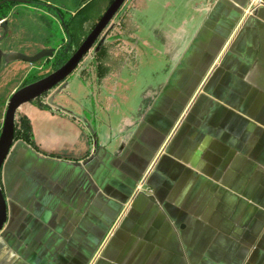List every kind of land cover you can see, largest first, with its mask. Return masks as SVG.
Listing matches in <instances>:
<instances>
[{
  "label": "crops",
  "instance_id": "0c3cea01",
  "mask_svg": "<svg viewBox=\"0 0 264 264\" xmlns=\"http://www.w3.org/2000/svg\"><path fill=\"white\" fill-rule=\"evenodd\" d=\"M112 1L20 0L9 33H39L28 9L50 25L12 49L67 43L40 3L87 30ZM114 21L52 101L17 110L34 141L1 167L0 264H264V0H126Z\"/></svg>",
  "mask_w": 264,
  "mask_h": 264
},
{
  "label": "water",
  "instance_id": "95a60500",
  "mask_svg": "<svg viewBox=\"0 0 264 264\" xmlns=\"http://www.w3.org/2000/svg\"><path fill=\"white\" fill-rule=\"evenodd\" d=\"M2 0L1 2H3ZM126 0H113L106 8L104 13L98 19L94 27L85 36L79 46L71 53L69 58L57 69L49 72L41 78L25 84L12 92L8 101L7 107L0 130V172L3 162L9 152L10 147L14 142L15 119L19 107L32 100L47 94L57 86L65 84L66 78L71 75L78 67L79 63L95 46L99 48L105 41L108 31L114 24H111L113 18L118 13ZM0 26L2 27L3 35L0 37V42L6 37L10 25L9 17H0ZM56 49L53 47H44L33 54H26L19 51L6 52L0 47V63L2 60L9 62L12 60H22L28 63H36L43 59H49L54 56ZM53 100L51 95L49 101ZM7 219L6 199L4 197L0 183V230L2 229Z\"/></svg>",
  "mask_w": 264,
  "mask_h": 264
},
{
  "label": "rangeland",
  "instance_id": "374dc122",
  "mask_svg": "<svg viewBox=\"0 0 264 264\" xmlns=\"http://www.w3.org/2000/svg\"><path fill=\"white\" fill-rule=\"evenodd\" d=\"M26 12L28 11V24L29 25H36L39 33L35 35L33 39H30L29 41H26V39H21L19 36H16L17 34L14 32H10V29L2 40L6 41V52L10 51H18V50H13L12 46L17 45L18 47L25 48L27 44H31L32 46L41 44V39H44L46 37V30L40 26V25H50V21L42 14H39V11L36 9H31V10H25ZM18 14L16 12H13L12 15L9 16V21H12L13 26H17L19 24V17H17ZM87 21V17H82V18H73L70 23L68 32L71 33L73 37V44L74 47L70 51L72 53L78 45H76V42H79L81 38H83L85 35H87V32H89L92 28H88L85 30V24ZM52 30L56 34L58 38L62 39L63 32L59 30L58 24L57 23H52ZM3 29L0 26V37L3 35ZM43 31V32H42ZM110 31H108L109 33ZM69 35L67 34V37ZM69 38V37H68ZM20 39V40H19ZM68 42V41H67ZM23 52V51H19ZM26 54H33L32 50H29ZM25 53V52H23ZM37 63V62H36ZM40 63V64H38ZM37 66L32 67L30 63L22 60H12L9 62H5V60H2L0 63V130H1V118H4L6 107H7V101L12 94L13 90L19 86L23 80L26 78L28 74H35V75H41L44 73H47L51 70V66H41V62L39 61ZM74 73V72H73ZM69 75L65 81H68L69 78L73 75ZM57 86V88H59ZM53 90V89H52Z\"/></svg>",
  "mask_w": 264,
  "mask_h": 264
},
{
  "label": "trees",
  "instance_id": "16d2710c",
  "mask_svg": "<svg viewBox=\"0 0 264 264\" xmlns=\"http://www.w3.org/2000/svg\"><path fill=\"white\" fill-rule=\"evenodd\" d=\"M1 1L2 0H0V17H5L8 14L9 10L12 8V6L18 3L20 0H4L3 2ZM39 5L41 6L42 9L47 10L50 13H52L54 16L58 17L62 28L68 32L72 20L71 16L68 17L67 13L64 10L56 8L50 4L40 3ZM68 35H69L68 42L65 44H61L60 47L57 48L52 58L43 59L40 61L43 66H51V70L49 72L61 66L71 55L70 51L72 50L73 37L70 32H68ZM85 36L81 38L79 42H76V45L79 46V44L82 42ZM103 45L104 43L98 49H96L98 54L103 52ZM49 72L41 75H35L33 73L28 74L26 78L23 80V82L17 88L25 84H28L34 80H37L42 76L48 74ZM39 99L40 97H38L35 100L38 101ZM14 138L15 139L23 138V139H27L28 141H34L31 123L29 119L24 115H17V118L15 119Z\"/></svg>",
  "mask_w": 264,
  "mask_h": 264
},
{
  "label": "built area",
  "instance_id": "2783aa9c",
  "mask_svg": "<svg viewBox=\"0 0 264 264\" xmlns=\"http://www.w3.org/2000/svg\"><path fill=\"white\" fill-rule=\"evenodd\" d=\"M259 2H261V1H259ZM116 15H117V14H116ZM116 15H115V17H116ZM115 17L113 18L111 24H114V25L116 24V22L114 21ZM90 51H91V50H90ZM90 51H89L88 54L83 58V60L79 63L78 67L81 66V65L84 63V61H85L86 59H88V57L90 56ZM41 66H43V65H41ZM41 98H42V102H43V103H45V104H48V103H49V98H50V96H48L47 94L42 95ZM16 118H17V116H16Z\"/></svg>",
  "mask_w": 264,
  "mask_h": 264
}]
</instances>
